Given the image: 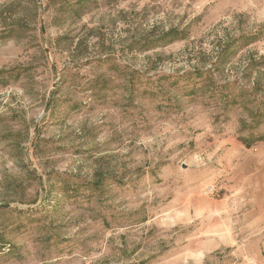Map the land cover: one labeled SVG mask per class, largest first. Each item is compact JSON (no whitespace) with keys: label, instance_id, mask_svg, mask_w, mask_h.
I'll return each instance as SVG.
<instances>
[{"label":"rangeland","instance_id":"374dc122","mask_svg":"<svg viewBox=\"0 0 264 264\" xmlns=\"http://www.w3.org/2000/svg\"><path fill=\"white\" fill-rule=\"evenodd\" d=\"M261 29L264 0H0V264H264Z\"/></svg>","mask_w":264,"mask_h":264},{"label":"trees","instance_id":"16d2710c","mask_svg":"<svg viewBox=\"0 0 264 264\" xmlns=\"http://www.w3.org/2000/svg\"><path fill=\"white\" fill-rule=\"evenodd\" d=\"M182 32L178 31V30H170L166 33V35H169L171 36V38H186V35L183 34L181 35ZM264 34V31H262V29L260 31H257L256 33L254 34H251V35H247L245 37H248L246 38V40H244L246 43H248L249 41L253 42L255 40H257L259 37L263 36ZM5 72L4 69H0V78H3V73ZM198 75H201L202 74V71H198L197 73ZM230 98V97H229ZM228 100V99H227ZM230 100V99H229ZM257 108H260V103H258L256 105ZM243 143L246 145V146H250L251 143L249 141H247L246 139H242Z\"/></svg>","mask_w":264,"mask_h":264},{"label":"water","instance_id":"95a60500","mask_svg":"<svg viewBox=\"0 0 264 264\" xmlns=\"http://www.w3.org/2000/svg\"><path fill=\"white\" fill-rule=\"evenodd\" d=\"M8 205H0V207H7Z\"/></svg>","mask_w":264,"mask_h":264}]
</instances>
